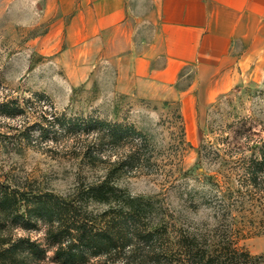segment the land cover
<instances>
[{"label": "rangeland", "instance_id": "374dc122", "mask_svg": "<svg viewBox=\"0 0 264 264\" xmlns=\"http://www.w3.org/2000/svg\"><path fill=\"white\" fill-rule=\"evenodd\" d=\"M56 20L49 1L0 0V184L67 199L105 178L117 195L157 200L175 227L208 222L210 212L198 205L203 184L196 165L211 170L201 147L244 122L242 152L254 151L264 139V75L218 91L200 84L185 106L117 95L99 67L87 74L67 69L52 39ZM106 208L87 201L76 212L95 216ZM45 230L5 225L0 237L35 242L45 251L37 264H55ZM234 233L239 249L264 254V229L256 222L239 221Z\"/></svg>", "mask_w": 264, "mask_h": 264}, {"label": "trees", "instance_id": "16d2710c", "mask_svg": "<svg viewBox=\"0 0 264 264\" xmlns=\"http://www.w3.org/2000/svg\"><path fill=\"white\" fill-rule=\"evenodd\" d=\"M228 130L201 147L211 170L196 165L203 184L198 205L210 216L192 230L175 227L157 200L117 195L105 178L67 199L0 184V230L5 225L26 231L45 226L55 264H87L97 257L105 264H264V254L252 256L236 246L234 233L243 220L264 229V139L246 155L240 141L247 135L244 122L231 123ZM87 201L107 208L95 216L77 215ZM188 205L196 213L198 205L192 200ZM44 255L28 239L0 237V264H37Z\"/></svg>", "mask_w": 264, "mask_h": 264}, {"label": "crops", "instance_id": "0c3cea01", "mask_svg": "<svg viewBox=\"0 0 264 264\" xmlns=\"http://www.w3.org/2000/svg\"><path fill=\"white\" fill-rule=\"evenodd\" d=\"M46 1L58 57L73 74L99 67L111 93L185 106L200 84L218 91L264 75V0Z\"/></svg>", "mask_w": 264, "mask_h": 264}]
</instances>
